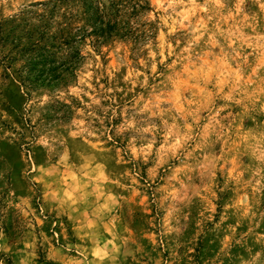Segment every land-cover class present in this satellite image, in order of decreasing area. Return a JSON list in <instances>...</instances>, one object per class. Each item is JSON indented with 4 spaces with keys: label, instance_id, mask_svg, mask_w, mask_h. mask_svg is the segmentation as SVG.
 Instances as JSON below:
<instances>
[{
    "label": "rangeland",
    "instance_id": "374dc122",
    "mask_svg": "<svg viewBox=\"0 0 264 264\" xmlns=\"http://www.w3.org/2000/svg\"><path fill=\"white\" fill-rule=\"evenodd\" d=\"M0 264H264V0H0Z\"/></svg>",
    "mask_w": 264,
    "mask_h": 264
},
{
    "label": "trees",
    "instance_id": "16d2710c",
    "mask_svg": "<svg viewBox=\"0 0 264 264\" xmlns=\"http://www.w3.org/2000/svg\"><path fill=\"white\" fill-rule=\"evenodd\" d=\"M98 23H99V21L97 19L95 21V25H94L95 29H94V31L92 33H90V35H95L97 37L96 38V42H98V43H101V42H104L106 40H109L112 36L110 34H105V31L102 28V24L103 23H100L99 25H97ZM108 27H109L108 31L111 32V27L110 26H108Z\"/></svg>",
    "mask_w": 264,
    "mask_h": 264
}]
</instances>
